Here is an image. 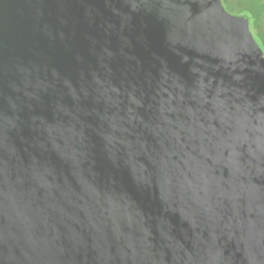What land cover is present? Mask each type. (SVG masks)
Wrapping results in <instances>:
<instances>
[{
	"label": "water",
	"instance_id": "obj_1",
	"mask_svg": "<svg viewBox=\"0 0 264 264\" xmlns=\"http://www.w3.org/2000/svg\"><path fill=\"white\" fill-rule=\"evenodd\" d=\"M0 264H264V53L220 0H0Z\"/></svg>",
	"mask_w": 264,
	"mask_h": 264
},
{
	"label": "rangeland",
	"instance_id": "obj_2",
	"mask_svg": "<svg viewBox=\"0 0 264 264\" xmlns=\"http://www.w3.org/2000/svg\"><path fill=\"white\" fill-rule=\"evenodd\" d=\"M224 9L232 14L236 15L237 13H248L251 14V10H260L259 9V1L258 0H220ZM264 2V0H261ZM249 29L254 37L255 41L257 42L258 46L264 53V47L262 46L261 41L257 36H255L254 28L252 23L249 24Z\"/></svg>",
	"mask_w": 264,
	"mask_h": 264
},
{
	"label": "flooded vegetation",
	"instance_id": "obj_3",
	"mask_svg": "<svg viewBox=\"0 0 264 264\" xmlns=\"http://www.w3.org/2000/svg\"><path fill=\"white\" fill-rule=\"evenodd\" d=\"M259 2V13L253 18V13L256 12L257 10H251V14L248 13H237L236 15H245L248 20V25L252 23L255 36L259 38L260 41H264V2L261 0H258Z\"/></svg>",
	"mask_w": 264,
	"mask_h": 264
},
{
	"label": "trees",
	"instance_id": "obj_4",
	"mask_svg": "<svg viewBox=\"0 0 264 264\" xmlns=\"http://www.w3.org/2000/svg\"><path fill=\"white\" fill-rule=\"evenodd\" d=\"M260 9H261V7H260ZM259 13V11L257 10L256 12H254L253 13V18H255V16L257 15ZM261 43H262V46L264 47V41H261Z\"/></svg>",
	"mask_w": 264,
	"mask_h": 264
}]
</instances>
